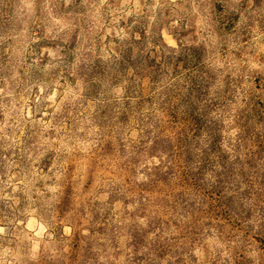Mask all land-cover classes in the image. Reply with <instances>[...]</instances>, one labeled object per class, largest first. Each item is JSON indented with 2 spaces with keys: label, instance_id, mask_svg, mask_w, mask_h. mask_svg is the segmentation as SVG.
Instances as JSON below:
<instances>
[{
  "label": "rangeland",
  "instance_id": "rangeland-1",
  "mask_svg": "<svg viewBox=\"0 0 264 264\" xmlns=\"http://www.w3.org/2000/svg\"><path fill=\"white\" fill-rule=\"evenodd\" d=\"M0 264H264V0H0Z\"/></svg>",
  "mask_w": 264,
  "mask_h": 264
}]
</instances>
